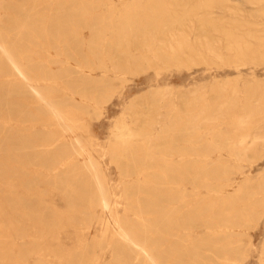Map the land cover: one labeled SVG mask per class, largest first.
Listing matches in <instances>:
<instances>
[{
    "label": "rangeland",
    "instance_id": "1",
    "mask_svg": "<svg viewBox=\"0 0 264 264\" xmlns=\"http://www.w3.org/2000/svg\"><path fill=\"white\" fill-rule=\"evenodd\" d=\"M134 1L0 0V24L8 33L2 43L19 66L12 71L0 56V230L10 233L8 244L0 242V249L10 251L8 264H150L146 253L119 238L123 223L148 236L144 248L157 264H256L254 255L264 238V197L252 187L264 178V153L248 151L239 159L248 179L238 189H228L223 198L184 182V177L197 174L177 170L182 164H187L183 169L196 168L197 161L206 159L214 183L223 177L227 164L216 161L228 163L226 149L208 151L205 145L214 132L192 130L183 125L184 116L196 112L199 104H211L216 84L242 93L259 90L264 83L255 85L252 77L264 78V50L257 52V43L246 47L250 50L238 61L241 77L236 75L234 53L222 52L221 61L153 60L168 55L161 50L175 36L155 34L147 42L132 38L127 44L115 35L123 15L118 11L135 7ZM155 1L136 5L165 14L171 9L172 0ZM12 2L26 8L25 28L11 24L7 15ZM205 14L224 18L212 21L222 25L230 16H241L243 20L233 21L245 28L230 29L232 33L264 38V0L217 2ZM185 39L188 44L183 46L198 48L193 43L196 35ZM31 88L69 113L66 119L57 120ZM132 110L160 120L152 126L156 129L169 128L167 165L160 161L161 147L154 150L151 163L149 157L141 165L135 164L136 157H118L112 134L116 122ZM224 128L218 126L217 131L221 134ZM187 135L197 146L188 153L210 155L177 157ZM157 143L161 145V139ZM131 146L145 154L138 143ZM94 175L108 191L105 209L90 203L95 201ZM202 200L227 204L206 211L209 216L201 219L197 210ZM132 209L144 210L145 224H133L128 212Z\"/></svg>",
    "mask_w": 264,
    "mask_h": 264
},
{
    "label": "bare ground",
    "instance_id": "2",
    "mask_svg": "<svg viewBox=\"0 0 264 264\" xmlns=\"http://www.w3.org/2000/svg\"><path fill=\"white\" fill-rule=\"evenodd\" d=\"M230 1L233 0H172L170 4L171 9L165 14V12L161 11L159 8L146 9L138 7L137 5L140 0H137L133 3L135 7H125L118 11L123 15L119 17L121 22H119L116 27L115 35L119 42L125 41L127 44L130 43L132 38H140L142 41L147 42L149 38L152 39L155 34L157 36H175L168 48L161 50H164L168 55L154 56L151 58L156 61H193L194 59L221 61L224 58L221 54L222 52L228 54L234 53L235 55L232 57V61H235L233 63L236 69V75L241 77V73L237 69L240 65L238 61L243 57L241 54L250 50L246 47L252 43H257L259 45V49L256 50L257 52L264 50V38H260V35L255 37L249 32L239 33L238 35L232 33L230 29L245 28L243 24H235V21H233L236 20V18L238 20H243L241 16H230V18L227 19L229 21L228 24L222 25L212 21L216 22V20L218 21L224 18L220 19L205 14L210 8H213L217 2L227 4ZM248 2L251 4H258L261 3L262 0H248ZM10 9L11 12L7 16L11 19L10 21H12L11 24H13V27L16 25L20 29L25 28L26 24H24V18L27 16L26 8L17 6L12 2ZM19 11H21L22 14H20ZM138 13H144L145 15L137 16ZM192 29H194L193 33L191 32ZM200 29L208 31H197ZM7 34L5 25L0 24V56L6 60L10 69L15 71L19 68L18 63L13 53L2 43V38L8 36ZM192 34L197 36V39L193 40V43L198 45V48L183 46L188 44L185 39L186 36ZM212 34H217L221 38L219 37V39L211 42L207 37ZM43 35L47 38V31L44 32ZM236 36H238V38H236ZM216 44H223L224 47L219 48ZM183 53H198L199 55H180ZM200 54L205 55L202 56ZM252 81L257 85L259 83H264V78L259 80L252 77ZM259 86H261L259 90H246L242 93L235 87L227 90L225 84H216L215 90L211 96V100L213 101L211 104H199L197 105L196 112H190L189 110V113L187 112L185 116L183 115V125H190L192 130L214 132L210 137L209 143L205 145L208 151L213 149V151L218 150L219 152L221 149H226V155L230 159L228 163L220 160L216 161L217 164H220V162L227 164L228 168L227 171L222 172L223 177L220 178L217 183H214V179L216 178L211 169L210 161L206 159L197 161L200 166L192 169H183V166L187 164H182V167H179L177 172L186 173L191 171L197 174L196 176L184 177L183 180L185 183L188 182L196 186H202L212 191L216 197L223 198L227 196L226 193L228 189L234 188L236 185L238 189L247 181L249 174L244 173L243 166L240 165L239 159L243 158L248 151L254 152L255 154L256 152L264 153V84ZM31 89L36 98L45 101V97L37 91V89ZM194 100H196V98H194ZM55 105L57 104L45 101V106L50 107L53 113H56L55 117L57 120L63 121L69 113L67 114L58 110L59 107ZM147 114V111L142 112L139 110L134 112V110H132L125 119L116 122L115 131L112 134L116 141L114 149L115 151L119 150L117 153L118 157H136L137 159L134 160L135 164L139 163V165H141L142 161L145 160L144 157H149L148 162L151 163L155 156L154 150L161 147L163 148V152L161 153V157L163 158H161L160 161L162 164L167 165L168 160L164 158L168 154L165 152L167 148L170 147L169 143L171 142L168 138L169 128H167V131H163L161 130L162 128L156 129L152 127L154 125H159L160 120H156L153 117L150 118ZM69 121L73 122L71 119ZM218 126H225L223 133L220 134L219 131H217ZM186 129L187 128H184V130ZM178 131H180V129H177V132ZM184 138L186 140H182L181 145H178L181 151H177V157L181 158L191 154L202 157H208L210 155L211 152H205L203 154L188 153V149H193L197 146L191 145L192 138L189 135ZM160 139L161 145L157 143ZM75 142V145L78 146V141L76 140ZM133 142L145 148V154L143 153L142 155V153L132 151L131 149L133 147L131 145ZM218 154L220 155V153ZM237 178H240L239 183L236 182ZM163 179L166 183H169V179L165 174L163 175ZM93 181V196L95 197V201H91L90 203L98 205L101 209H105L107 208L108 191L103 188V184L100 183L96 175H94ZM146 186H148V184H146ZM252 188L256 189L257 194H262L264 197V178L259 184L254 185ZM248 194L249 193H246V195ZM127 195V193H124V196ZM224 204H227V200L221 204L220 202L217 204L212 201L202 200L198 206V216H200L201 219H207L209 215H206V211H210L218 205L224 206ZM236 211V209H232V212L235 213ZM128 212L134 216L133 224H145L146 218L144 217V210L132 209L128 210ZM134 227V225L129 223H123L118 226L119 238L128 246L135 247L139 252L146 253L150 264H157L144 248L145 238L148 236L138 235L137 230H135L136 227ZM12 231H14V228H12ZM144 231L146 234L150 233L148 229H144ZM9 239L10 233L0 230V242L8 244ZM250 246L249 244V248ZM248 256H253L252 251L248 253ZM254 257L256 259V264H264V238L260 244L259 252L256 253ZM10 258V251L6 248H1L0 263L8 264Z\"/></svg>",
    "mask_w": 264,
    "mask_h": 264
}]
</instances>
